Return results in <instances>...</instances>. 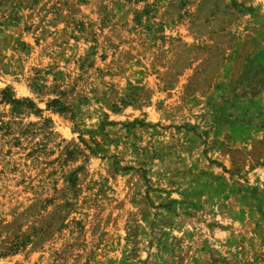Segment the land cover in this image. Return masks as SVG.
Segmentation results:
<instances>
[{"label":"rangeland","instance_id":"374dc122","mask_svg":"<svg viewBox=\"0 0 264 264\" xmlns=\"http://www.w3.org/2000/svg\"><path fill=\"white\" fill-rule=\"evenodd\" d=\"M0 264H264V0H0Z\"/></svg>","mask_w":264,"mask_h":264},{"label":"trees","instance_id":"16d2710c","mask_svg":"<svg viewBox=\"0 0 264 264\" xmlns=\"http://www.w3.org/2000/svg\"><path fill=\"white\" fill-rule=\"evenodd\" d=\"M12 103H14V102H12ZM18 103V102H17Z\"/></svg>","mask_w":264,"mask_h":264}]
</instances>
